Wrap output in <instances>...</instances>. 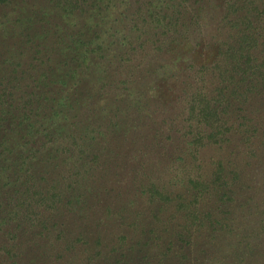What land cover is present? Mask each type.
Here are the masks:
<instances>
[{
    "label": "rangeland",
    "instance_id": "374dc122",
    "mask_svg": "<svg viewBox=\"0 0 264 264\" xmlns=\"http://www.w3.org/2000/svg\"><path fill=\"white\" fill-rule=\"evenodd\" d=\"M245 1L0 6V264H264V0ZM244 34L256 69L225 53Z\"/></svg>",
    "mask_w": 264,
    "mask_h": 264
},
{
    "label": "trees",
    "instance_id": "16d2710c",
    "mask_svg": "<svg viewBox=\"0 0 264 264\" xmlns=\"http://www.w3.org/2000/svg\"><path fill=\"white\" fill-rule=\"evenodd\" d=\"M9 2V0H0V6H3L4 4H6V3H8ZM245 2H247V0L245 1ZM226 5H230L229 7L230 8H228L230 11H235V10H237L235 7L236 6H234V5H232V4H226ZM248 7H245V8H243V9H247ZM243 25H245V26H247V27H252V25H254L253 24V21L251 20V18H248V17H244V18H242V19H237L236 20V22L235 21H233V22H231L230 23V27L233 29V28H237V27H240V26H243ZM249 39V37L246 35L245 36V34L243 35V37H239V39L237 40L238 41V45L239 46H229L228 47V51H226L225 53H227V57H229L230 55H233L234 57V59H236V60H238V61H242V60H246V63H248V61H247V59H251L252 57L250 56V54H245L244 53V50H245V47L246 48H254V46H252V44H251V42H247V43H245L246 41H250V40H248ZM246 44V46H245V44ZM220 45V44H219ZM223 45H224V43H223ZM222 47V46H221ZM232 53V54H231ZM249 67L251 66V68L253 69V68H255L254 66H252L251 64H250V60H249ZM252 69L250 70V72H252ZM256 69V68H255ZM254 74V73H253ZM228 87L229 86H227V89H228Z\"/></svg>",
    "mask_w": 264,
    "mask_h": 264
}]
</instances>
